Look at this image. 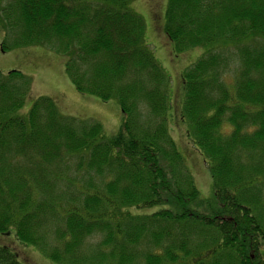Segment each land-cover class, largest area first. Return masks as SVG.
<instances>
[{
	"label": "trees",
	"instance_id": "16d2710c",
	"mask_svg": "<svg viewBox=\"0 0 264 264\" xmlns=\"http://www.w3.org/2000/svg\"><path fill=\"white\" fill-rule=\"evenodd\" d=\"M133 1L0 0L3 51L60 55L78 94L121 111L110 139L45 96L22 118L31 79L0 73V235L53 264H264V0H168L173 52L206 50L179 76L180 108ZM172 105L211 200L169 134ZM7 246L0 264H20Z\"/></svg>",
	"mask_w": 264,
	"mask_h": 264
},
{
	"label": "rangeland",
	"instance_id": "374dc122",
	"mask_svg": "<svg viewBox=\"0 0 264 264\" xmlns=\"http://www.w3.org/2000/svg\"><path fill=\"white\" fill-rule=\"evenodd\" d=\"M168 0H134L129 9L141 16L145 22V43L154 54L158 64L170 78V99L177 95V107L180 108L182 91L179 76L193 65L206 50L203 47L189 49L181 54L173 52L172 44L167 40L164 31V13ZM5 32L0 25V73L5 75L10 71H19L31 79L30 91L25 97L18 116L26 118L35 100L39 97H49L55 103L59 113L65 117L97 122L102 126V132L107 139L113 138L121 123V111L115 100L101 102L92 96L80 95L64 72V59L46 48L27 46L22 48L1 49ZM10 40L7 44H10ZM234 66V65H232ZM232 72L230 73V75ZM182 102V103H181ZM174 105L168 109V130L178 153L181 155L188 173L202 200L213 198L212 180L202 158L185 141L182 123L174 110ZM230 126L225 124L221 132L228 134ZM74 169L68 174L69 179L78 178ZM85 176L81 179H85ZM63 187V186H61ZM161 207L148 209H130L132 215L152 214ZM9 246V250L17 255L20 264H53L36 248L21 245L15 241L13 233L9 236L0 235V247Z\"/></svg>",
	"mask_w": 264,
	"mask_h": 264
}]
</instances>
